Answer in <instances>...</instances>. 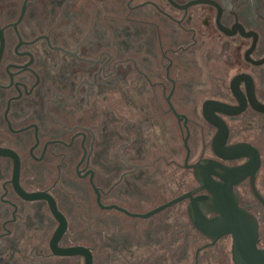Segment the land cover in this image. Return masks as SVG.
<instances>
[{"label": "flooded vegetation", "instance_id": "af4514ba", "mask_svg": "<svg viewBox=\"0 0 264 264\" xmlns=\"http://www.w3.org/2000/svg\"><path fill=\"white\" fill-rule=\"evenodd\" d=\"M207 175L264 249V0H0V264H234Z\"/></svg>", "mask_w": 264, "mask_h": 264}, {"label": "water", "instance_id": "95a60500", "mask_svg": "<svg viewBox=\"0 0 264 264\" xmlns=\"http://www.w3.org/2000/svg\"><path fill=\"white\" fill-rule=\"evenodd\" d=\"M217 175L223 178L220 173ZM205 178V188L211 195L192 197L190 206L196 226L211 237L214 242L222 236L231 235L234 264H264V249L258 247L259 225L254 215L239 207L234 189L217 183L210 175ZM186 196L191 195H184L179 200ZM33 197H37V195L34 194ZM208 212L214 213L216 216L208 219L206 217ZM54 213L62 222L58 235L65 230V221L56 208ZM61 253L82 255L85 257V264H93L92 254L87 248L71 247L62 250Z\"/></svg>", "mask_w": 264, "mask_h": 264}, {"label": "rangeland", "instance_id": "374dc122", "mask_svg": "<svg viewBox=\"0 0 264 264\" xmlns=\"http://www.w3.org/2000/svg\"><path fill=\"white\" fill-rule=\"evenodd\" d=\"M230 242H231V241H230ZM230 242H229V244H230ZM215 264H225V261L221 260V261H218V262L215 263Z\"/></svg>", "mask_w": 264, "mask_h": 264}]
</instances>
